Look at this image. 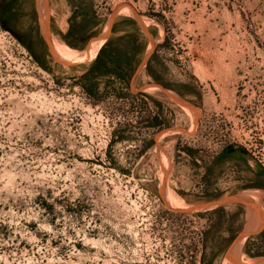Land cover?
Here are the masks:
<instances>
[{"label":"rangeland","instance_id":"374dc122","mask_svg":"<svg viewBox=\"0 0 264 264\" xmlns=\"http://www.w3.org/2000/svg\"><path fill=\"white\" fill-rule=\"evenodd\" d=\"M0 264H264V0H0Z\"/></svg>","mask_w":264,"mask_h":264},{"label":"trees","instance_id":"16d2710c","mask_svg":"<svg viewBox=\"0 0 264 264\" xmlns=\"http://www.w3.org/2000/svg\"><path fill=\"white\" fill-rule=\"evenodd\" d=\"M101 53L103 54V50L102 51H100V55H101ZM107 59L112 63V65L115 67L114 69L113 68H109V67H106V66H104V68H105V73L106 74H110V73H115L116 75H117V78L118 79H124L123 78V76H120V74L119 73H117V70H122L123 69V66L120 64V62L118 61V60H116V57L113 55H111V54H108L107 56ZM100 61H99V55H98V57L96 58V61H95V63H94V65H93V67H92V69L90 70V74L92 73L93 74V71H95V70H97L98 69V66H97V63H99ZM89 73H88V75H89ZM87 77V74L86 75H84L83 77H82V79H85ZM85 87V86H84ZM94 88H95V85H90L89 86V88L87 89V93L88 94H94Z\"/></svg>","mask_w":264,"mask_h":264},{"label":"crops","instance_id":"0c3cea01","mask_svg":"<svg viewBox=\"0 0 264 264\" xmlns=\"http://www.w3.org/2000/svg\"><path fill=\"white\" fill-rule=\"evenodd\" d=\"M111 34V33H110ZM109 38V37H108ZM108 41V39H106V40H104L103 41V46L101 47V48H99L98 50H97V52L94 54V57L92 58V60L91 61H96V58L98 57V55H99V61L104 65V66H107V67H109L108 65V62H104V60H105V58L104 57H106L105 55L108 53V50H109V47L107 46V44H106V42ZM100 47V46H99ZM72 50V49H71ZM103 50V54L101 53V55L99 54L100 53V51H102ZM84 51H86V49L84 50ZM107 52V53H106ZM106 53V54H105ZM106 78H114V77H110V75H108ZM134 80H135V82L137 81V79L138 78H136V76L134 75V78H133ZM256 205H258V204H256ZM259 207V206H258Z\"/></svg>","mask_w":264,"mask_h":264},{"label":"water","instance_id":"95a60500","mask_svg":"<svg viewBox=\"0 0 264 264\" xmlns=\"http://www.w3.org/2000/svg\"><path fill=\"white\" fill-rule=\"evenodd\" d=\"M243 156L245 157V159L247 160V163L249 164V165H251V161H250V158H249V156H246V155H244L243 154Z\"/></svg>","mask_w":264,"mask_h":264}]
</instances>
